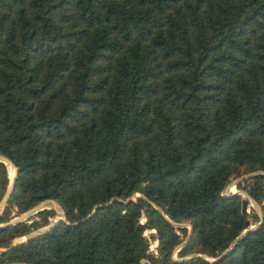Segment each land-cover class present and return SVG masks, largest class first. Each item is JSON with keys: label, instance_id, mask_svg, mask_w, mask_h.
<instances>
[{"label": "trees", "instance_id": "obj_1", "mask_svg": "<svg viewBox=\"0 0 264 264\" xmlns=\"http://www.w3.org/2000/svg\"><path fill=\"white\" fill-rule=\"evenodd\" d=\"M0 152V264H264V0H0Z\"/></svg>", "mask_w": 264, "mask_h": 264}, {"label": "water", "instance_id": "obj_2", "mask_svg": "<svg viewBox=\"0 0 264 264\" xmlns=\"http://www.w3.org/2000/svg\"><path fill=\"white\" fill-rule=\"evenodd\" d=\"M0 161H3L5 163H9L11 165H13L14 167V173L13 175H11V181L5 191V194L3 195L1 201H0V211L1 209L3 208V206L5 205V203L7 202L11 192L13 191L14 189V185H15V179H16V175H17V171H18V168L17 166L13 163V161L4 153L0 152ZM244 176V175H243ZM242 176V177H243ZM236 192V191H234ZM241 193H245V194H248V192L246 191H239ZM229 193V192H227ZM253 201L254 203H258L254 198H253ZM45 207H54L56 209V216L55 218L51 221V223H49L48 225H45L43 227H40L38 229H35V230H32L30 231L29 233L25 234V235H22V236H17L13 239L12 243L10 245H14V244H17L19 242H22L24 240H27L29 237H32V236H35L41 232H44L46 230H48L49 228H51L55 222H57L60 218H63L65 216V213H64V210L62 208V206L60 205V203L54 199H45L41 202H39L38 204L34 205L32 208L28 209L27 211L23 212L21 215L17 216V217H14L10 222H17L18 220H22L28 216H30L31 214L35 213V212H38L40 209H43ZM160 210L161 212H164V210L160 207ZM242 212L243 213H247L249 212V209H248V202H247V198L244 197L243 200H242ZM263 216V214H261V217ZM175 224H179V225H183L184 223H178V222H174ZM246 225L248 226L249 225V221L246 222ZM255 226V225H254ZM254 226H250V227H246L231 243L234 244L239 238H241L244 234H246V232H248L251 228H253ZM192 230V227L190 226V231ZM187 239H185L184 242H186ZM183 242V243H184ZM182 243V244H183ZM8 248V246H1L0 245V250H6ZM228 249V248H227ZM227 249L222 253L224 254ZM12 264H30V263H24V262H14Z\"/></svg>", "mask_w": 264, "mask_h": 264}, {"label": "rangeland", "instance_id": "obj_3", "mask_svg": "<svg viewBox=\"0 0 264 264\" xmlns=\"http://www.w3.org/2000/svg\"><path fill=\"white\" fill-rule=\"evenodd\" d=\"M8 164V169H9V176H10V179H11V175H13L14 173V169L13 167L11 166V164L7 163ZM249 174V173H248ZM242 178V176L240 177H236L234 179H232L224 188L223 192L224 193H227V192H234V191H244V190H241L237 187L236 185V182L239 181L240 179ZM244 197H247L249 199V202H248V209L249 211H257L259 215L262 214V209H261V205L259 203H254L253 201V197H251L249 194H245V193H242ZM54 208V207H53ZM3 209V208H2ZM1 209V211H2ZM55 209V208H54ZM56 211V209H55ZM57 212V211H56ZM16 211H13V214H15ZM37 212L31 214L30 216L24 218V219H28V222H31L34 218H32ZM17 216V215H16ZM15 216V217H16ZM39 216H35V218H38ZM54 219V217H52ZM142 220H145V217L143 216L142 217ZM185 224V223H184ZM179 225V224H177ZM255 224H252L251 226H254ZM188 226L190 227V225L188 224ZM152 231H155L154 229ZM146 233L149 235L150 231L149 230H146ZM151 240V244H150V249L152 251H156L157 249V244H158V241L156 239H150ZM12 264V263H10Z\"/></svg>", "mask_w": 264, "mask_h": 264}, {"label": "bare ground", "instance_id": "obj_4", "mask_svg": "<svg viewBox=\"0 0 264 264\" xmlns=\"http://www.w3.org/2000/svg\"><path fill=\"white\" fill-rule=\"evenodd\" d=\"M12 167H13V165H11ZM13 169H14V167H13Z\"/></svg>", "mask_w": 264, "mask_h": 264}]
</instances>
